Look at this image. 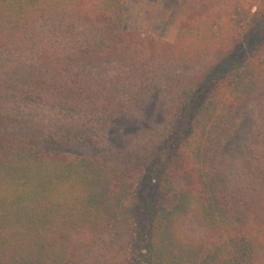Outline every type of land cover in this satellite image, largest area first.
<instances>
[{"label": "trees", "instance_id": "trees-1", "mask_svg": "<svg viewBox=\"0 0 264 264\" xmlns=\"http://www.w3.org/2000/svg\"><path fill=\"white\" fill-rule=\"evenodd\" d=\"M127 1L0 0V264H255L264 0H160L170 40L129 31ZM157 91L158 126L142 119ZM250 110L223 189L226 141ZM122 117L136 133L109 134ZM147 180L175 202L139 225L124 202Z\"/></svg>", "mask_w": 264, "mask_h": 264}, {"label": "rangeland", "instance_id": "rangeland-1", "mask_svg": "<svg viewBox=\"0 0 264 264\" xmlns=\"http://www.w3.org/2000/svg\"><path fill=\"white\" fill-rule=\"evenodd\" d=\"M172 1L165 3L160 0H128L126 4V28L129 31L140 32L143 34L154 35L165 40H170L175 32V24L171 18ZM255 11V10H254ZM251 23L255 25L261 24L262 20L254 17ZM182 70L188 71V67H183ZM211 82H208L204 87L206 91L198 98L196 104L201 103L203 95L209 91ZM161 93L157 91L148 105L142 111V119L152 125L158 126L162 122V107L164 100ZM253 110H250L246 117L239 121L237 130L233 137L226 141L223 157V171L220 174V182L223 189H226L230 184L234 172H226L228 165L233 160L239 159L242 155V149L245 142L256 125ZM138 120L135 118L122 117L114 122L109 134L113 135L118 132L124 134H133L139 128ZM74 154L88 153L89 149L81 145L71 148ZM93 153L90 149V154ZM158 202L163 205L171 206L175 202L174 196L157 195L151 180H147L144 184L138 186L132 195L124 202V206L134 214L138 224L141 225L145 221L149 213L148 205L153 202ZM113 237L116 234L112 233ZM255 264H264V252L260 253Z\"/></svg>", "mask_w": 264, "mask_h": 264}]
</instances>
